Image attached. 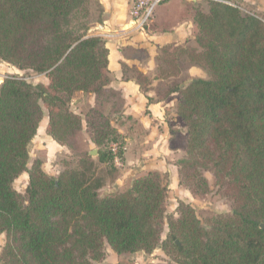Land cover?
<instances>
[{"label": "trees", "instance_id": "16d2710c", "mask_svg": "<svg viewBox=\"0 0 264 264\" xmlns=\"http://www.w3.org/2000/svg\"><path fill=\"white\" fill-rule=\"evenodd\" d=\"M224 1L195 10L196 48L161 50L172 55L173 66L188 63L207 75L184 87L172 82L162 94L179 96L176 114L186 129V149L175 163L181 185L205 197V173H211L218 193L232 203L230 213L204 226L183 201L177 217L166 214L168 188L157 171L123 192L99 195L116 173L115 158L123 162L124 140L107 114L90 109L83 122L70 107L82 92L119 111L116 93L106 90V41L90 34L103 22L98 1L0 0V61L48 80L9 76L0 84L1 264L99 263L106 246L116 255L157 249L169 264H264V20ZM43 108L48 135L63 145L71 146L85 123L96 156L82 154L76 167L65 163L55 177L40 159L28 168ZM23 173L28 184L21 195L13 183Z\"/></svg>", "mask_w": 264, "mask_h": 264}, {"label": "crops", "instance_id": "0c3cea01", "mask_svg": "<svg viewBox=\"0 0 264 264\" xmlns=\"http://www.w3.org/2000/svg\"><path fill=\"white\" fill-rule=\"evenodd\" d=\"M97 1L103 9V22L95 24L90 29V34L102 37L106 41L108 69L111 78V83L106 90L116 93L120 109L115 112L116 110L110 102H98L94 95L82 92L74 94L70 105L73 112L79 115L83 122L86 120V115L82 114L83 110L97 109L103 114L110 112L113 117H117L112 123L121 135L124 133L122 129L124 124L133 122L136 126L139 125L137 130L146 139H144V143H150L153 149L146 153L148 159L144 162L147 166L140 168L138 174L132 176L129 186L120 191L123 192L130 187L134 179L148 172L157 171L161 174L169 173V175L177 173L175 156L178 157L179 149L175 144L178 136L175 132L177 130L174 129L178 126H173L171 122H175L173 117L176 119L179 117L175 111H171L168 116L170 103L157 99L155 92L151 89L155 86H149L150 90L144 92L134 82L122 80V64L129 69L147 74L153 71L151 69L155 67L154 60L162 48L167 46L196 48L195 38L198 34V27L194 21L195 10L201 9L203 12H207V10L200 6L199 1L169 0L157 7L151 23L144 30L139 31L129 16L132 0ZM234 1L236 4L255 5L258 9H264V0ZM138 50L144 51L143 61L137 58H128L124 54V52L133 53ZM170 117L172 119H169ZM46 120L45 128L48 125V118ZM115 122H119L120 125ZM184 129H181L180 134L185 137ZM172 130L175 136L172 135L174 134ZM48 137L52 139V137ZM183 151L184 149H182Z\"/></svg>", "mask_w": 264, "mask_h": 264}, {"label": "rangeland", "instance_id": "374dc122", "mask_svg": "<svg viewBox=\"0 0 264 264\" xmlns=\"http://www.w3.org/2000/svg\"><path fill=\"white\" fill-rule=\"evenodd\" d=\"M232 2L235 3V6L240 5V9L243 13L256 14L264 20V9H258L255 5H241L240 3L236 4L234 0H232ZM199 4L200 6H202L203 9L208 10L209 4L207 2L202 1ZM153 18H151L148 24L151 23ZM124 53L131 54L129 52ZM132 54L141 58L139 59L140 61H143V59L145 58L144 51L142 50L135 51ZM171 57V54L166 56L160 51L159 55L154 60L155 67L154 69H151L153 71L147 74H143L135 69L132 70L129 68H127L125 72H122V80L134 82L136 85L139 82V86H142V90L144 92L150 90L149 86H155L151 89L155 92L157 99L160 101H169L170 103L171 107L169 108L170 111L168 110V116H170L171 111L176 112L179 96L177 94H173L170 95L168 98L163 99V91H165L167 88H170L172 82H175L179 86L184 87L189 84V82L193 79L207 77L205 69L199 66L191 65L184 62H175V66H173L174 64L169 62ZM138 74H141L144 78L138 80ZM9 76L24 77L28 82L33 84L46 85L48 83V80L44 75L35 74L29 71H19L15 67L0 61V84L5 78ZM71 109L73 110L72 107ZM43 112V120L39 124L37 134L29 146L30 164L28 165V168L31 167V163L34 160L40 159L43 162L44 171L48 175L55 177L64 169L65 163H68L72 168L76 167L82 154H90V152L93 150L97 152L98 148L91 142L90 133H88L85 123L83 125L81 133H77L74 136L73 143L71 146L63 145L55 141L53 138V140L49 138L48 136L50 135H48V132L45 128V124L47 122L46 119L48 118L47 111L43 108ZM88 112L89 111L83 110L82 114L87 116ZM107 116H109L111 119L113 118V120L114 118H117L113 117L110 112H107ZM173 118H175V122L172 121L171 123H173V126H178V128L174 129L177 130L175 132H177L178 136L177 142L175 143L179 149V152L177 153L178 157L175 156V159H177L175 162H177L185 152L187 136L185 135L184 137L180 134V132L182 131L181 129L184 128L181 119H176V117ZM169 119L172 118L170 117ZM115 123L119 125V122ZM122 129L124 130V133L122 134V140H124L123 162H117L115 166L116 173L113 176H107L105 185L99 190V195L101 197L119 193L121 190L127 188L129 186L130 179L132 178V176L134 174H138L140 168H144V166H147V164L144 162L148 159L146 153L149 152V150L153 149L150 146V143H144L145 138L142 137L143 134L138 133L139 131L137 129H139V125L136 126L133 122H129L128 124H124ZM184 130L186 134V129ZM172 133H174L173 130ZM172 135L175 136V133ZM182 149H184L183 152ZM166 157H168V155H166ZM93 160L96 162L95 158H93ZM99 166L100 168H105L103 165ZM164 175L168 188V198L166 200L167 215H173L174 217H177L176 209L178 206V201H183L184 203L192 206L196 212L198 219L204 226L207 224V221L214 215L228 214L231 212V201L222 197L218 193V189L214 185V177L211 173H205V177L208 180L210 193L202 198L192 196L188 189L181 185L178 176V168L177 173H173V175H169V173H166ZM27 184L28 176L26 173H23L14 181L13 187L19 194L24 195ZM166 233L167 229L165 228L162 234V239L165 238ZM5 241V234L0 235V253L2 251V248L4 247ZM104 252V259L99 263L93 264L170 263L169 258L165 255H161L162 253L160 252V250L158 251L157 249L150 254L136 253L132 255H116L108 246H106Z\"/></svg>", "mask_w": 264, "mask_h": 264}, {"label": "built area", "instance_id": "2783aa9c", "mask_svg": "<svg viewBox=\"0 0 264 264\" xmlns=\"http://www.w3.org/2000/svg\"><path fill=\"white\" fill-rule=\"evenodd\" d=\"M169 0H132L130 9H129V16L134 23V26L137 30L142 31L148 25V22L153 18L154 12L158 6L167 2ZM195 1H205V2H223L228 3L224 0H195ZM230 5L235 6L232 3ZM113 152H117L116 145L112 146ZM119 162L118 158H115V165Z\"/></svg>", "mask_w": 264, "mask_h": 264}, {"label": "water", "instance_id": "95a60500", "mask_svg": "<svg viewBox=\"0 0 264 264\" xmlns=\"http://www.w3.org/2000/svg\"><path fill=\"white\" fill-rule=\"evenodd\" d=\"M96 154H97V152L95 150H93V151L90 152V155L91 156H95Z\"/></svg>", "mask_w": 264, "mask_h": 264}]
</instances>
